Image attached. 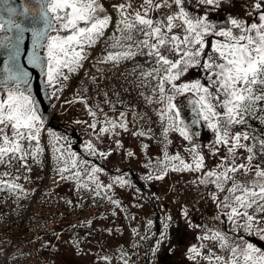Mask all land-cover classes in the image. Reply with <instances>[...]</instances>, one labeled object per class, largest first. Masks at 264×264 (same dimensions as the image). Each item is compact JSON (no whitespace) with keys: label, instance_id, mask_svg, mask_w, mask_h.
<instances>
[{"label":"snow or ice","instance_id":"1","mask_svg":"<svg viewBox=\"0 0 264 264\" xmlns=\"http://www.w3.org/2000/svg\"><path fill=\"white\" fill-rule=\"evenodd\" d=\"M0 11L7 17L0 15L7 33L0 36V215L7 206L19 219L37 198L55 209L53 220L113 208L52 230L45 220L38 253L74 264L62 244L85 258L94 234L123 235L121 226L97 229L94 220L118 212L135 220L127 196L131 206L153 209L145 235L129 224L146 243L145 264H162L165 254L171 264H264V0H2ZM25 33L39 98L21 62ZM108 67L122 89L115 94L105 90ZM78 102L88 119L54 130L61 106ZM74 126L88 139L73 136ZM114 158L140 168L109 169ZM45 168L57 189L69 185L73 195L34 186L31 174ZM165 198L178 213L161 206ZM209 205L215 212L205 222ZM185 233L196 243L182 245ZM118 247L99 257L102 264H136ZM21 256L31 259L11 237L0 238V264H20Z\"/></svg>","mask_w":264,"mask_h":264},{"label":"rangeland","instance_id":"2","mask_svg":"<svg viewBox=\"0 0 264 264\" xmlns=\"http://www.w3.org/2000/svg\"><path fill=\"white\" fill-rule=\"evenodd\" d=\"M133 2H135V0H133ZM105 75L108 77L107 83L109 85V88L105 89L106 91L110 90L113 94H115L122 90L116 80L117 72L115 70L108 67L106 68ZM74 84H75V81H74ZM85 87H88L87 83H85ZM125 87H127V85H125ZM134 94L135 93H133V95ZM69 95H71V92L69 93ZM84 113H85V107L82 102L75 103L71 106L62 105L61 110L57 112V119L52 122L51 127L54 130H62L64 125L71 123L75 119H88V117ZM56 125L61 126L62 128H58ZM74 127L81 134L82 136L81 140L88 139V137L84 134L83 126H74ZM125 144L135 147L137 142L134 139L125 138ZM157 152L158 150L155 147H153V155H156ZM114 165H119L123 169L131 168L134 172L136 171V169L140 168V165L137 163H133L129 165L126 161L117 159V158H114L112 164L107 165V167L109 169H112ZM45 170H49V169L45 168ZM46 174H48L47 171L45 172L44 175ZM31 175H32V179L34 182V186L42 185L44 189L46 187H52V190L56 188L55 184L53 183L52 180L49 179V177H47L46 180L36 179L37 176L42 175V172L40 170L37 169L33 171ZM175 179H178V177H174L173 180H170L168 183L169 184L174 183ZM25 187H28L27 183H25ZM69 187H70L69 185H65L59 189L56 188L55 191L58 192V190H61L65 192V191H68ZM154 190L159 191L161 195H164L165 193V188L157 187ZM170 195L171 193H168V196ZM123 203L125 206L129 207V214L135 215L136 217L135 220L129 221L124 215L120 214L119 212L117 214V217L115 218L109 215L108 220H99V219L94 220V227H96L97 229H107L109 227L115 228L116 226H121L123 228V235L113 238V236L108 234L106 231H102L99 234H94L90 238V242L84 245V249H86L89 253V255H87V257L85 258L80 257L79 251L77 252L75 257L70 256V249L66 245L62 244L61 251L66 254L67 258L71 259L74 262V264H102V261L99 259V257L105 256V255L112 257L116 255L119 252L118 245H121L125 247V249L130 253L131 258L135 259L136 264H145L144 248L146 247V243H142L141 241L137 239V237L131 234L129 224L131 225V227H137L140 231L141 236L145 235L144 229L146 227L147 219L151 218L153 209L147 206L143 210L137 209L136 207L131 206L135 203V201L132 198L127 197V196H125ZM165 204L169 205L172 212L178 213L179 211L178 207L175 205L169 204V200L167 198L163 200L161 206ZM112 211H113L112 206L107 203H104L102 206H98V209L92 208L90 210V213L87 212L83 214L82 216H76L77 218L72 219L70 221L66 219L56 218L55 220L52 221V223H50V227H47V228L48 230H52L53 228L65 227L77 221H87L88 219L97 217L102 213L109 214ZM214 212H215V208L213 206L211 205L207 206L206 213H205V217H206L205 222H207V218L213 215ZM196 220L200 221V217L197 216ZM42 231L43 229L41 227L38 235H40ZM83 231H87V230H82L81 235H83ZM43 239L50 240L52 239V237L44 236ZM65 239L67 240L68 237L65 236ZM249 239H253V238L249 237ZM256 242L260 244L259 241H256ZM190 243H196L195 236L194 234H191V233H185L181 237V244L187 245ZM105 244H106V247L102 248L101 245H105ZM133 244H140L139 249L133 250L132 248ZM35 246H38L36 240H35ZM260 246L264 247V244H260ZM43 255L46 257V262H47L46 264H59V260L51 261L49 259V254L47 252L44 251ZM93 257H97V259L94 261ZM117 264H122V262L119 261L118 259ZM162 264H171L167 254L163 256Z\"/></svg>","mask_w":264,"mask_h":264},{"label":"water","instance_id":"3","mask_svg":"<svg viewBox=\"0 0 264 264\" xmlns=\"http://www.w3.org/2000/svg\"><path fill=\"white\" fill-rule=\"evenodd\" d=\"M13 3L19 4L21 2V0H12ZM29 4L32 5H36L37 4V0H28ZM0 3H2V0H0ZM0 15H5L2 11H0ZM5 18L6 15H5ZM26 25L31 26L29 21H25ZM37 26H42V24H37ZM7 33H0V36L5 35ZM30 46H31V38H30V33H25V42L23 47L24 50V55L21 57V62L22 64H24L25 66H27L26 64V57H27V53L28 51H30ZM3 49H0V67H2V63H3ZM29 68V71H31L33 73L34 76V80H33V88L34 91L36 92L38 98L42 95V93L40 92V74L37 70L35 69H31L30 66H27ZM45 106L48 105V101H44ZM51 110V109H49Z\"/></svg>","mask_w":264,"mask_h":264},{"label":"built area","instance_id":"4","mask_svg":"<svg viewBox=\"0 0 264 264\" xmlns=\"http://www.w3.org/2000/svg\"><path fill=\"white\" fill-rule=\"evenodd\" d=\"M0 228H6L8 230L12 229L11 226H9L6 222H0ZM13 242H15V241H13ZM29 255L31 256V259L21 258L20 264H36L37 260H40L38 256H36L32 253H29Z\"/></svg>","mask_w":264,"mask_h":264}]
</instances>
